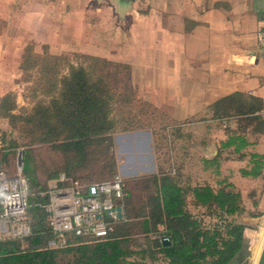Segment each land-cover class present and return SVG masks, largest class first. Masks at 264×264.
Returning a JSON list of instances; mask_svg holds the SVG:
<instances>
[{"label": "crops", "instance_id": "obj_1", "mask_svg": "<svg viewBox=\"0 0 264 264\" xmlns=\"http://www.w3.org/2000/svg\"><path fill=\"white\" fill-rule=\"evenodd\" d=\"M90 3H95L96 21L102 20L93 40ZM104 16L110 19L105 25ZM263 23L264 0H0V100L14 91L17 104L29 101L20 91L27 82L22 67L27 51L42 56L77 50L127 63L138 98L178 128L195 117V180L184 173L182 155L176 160L165 155L163 163L155 161L156 168L143 174L159 167L173 174L178 168L181 185L233 183L242 195L244 210L237 219L245 229L242 247L226 264H256L264 241V124L242 129L239 116H217L213 103L238 92L243 101L256 102L260 108L254 113L264 117V48L257 38ZM8 128L0 112V154L13 148L5 142ZM231 133L239 138L224 144ZM141 134L155 139L149 127L123 135L132 144ZM16 149L18 155L24 148ZM130 155L117 158V164L137 175L144 153Z\"/></svg>", "mask_w": 264, "mask_h": 264}, {"label": "trees", "instance_id": "obj_2", "mask_svg": "<svg viewBox=\"0 0 264 264\" xmlns=\"http://www.w3.org/2000/svg\"><path fill=\"white\" fill-rule=\"evenodd\" d=\"M80 57L74 62L64 55L37 56L27 51L22 67L28 75L31 70L38 71L33 90L39 89L41 95L32 91L36 97L29 107L17 104L14 91L0 100V112L26 138L25 144L46 146L61 156L54 171L41 182L30 173L34 153L23 147L32 232L24 238L0 241V264H144L147 257L158 258L157 254L168 264L229 262L244 239L245 224L237 219L244 210L240 190L229 181L219 187L207 182L181 185L178 168L173 174L159 167L158 172L128 178L126 193L115 198L123 217L112 220L114 228L107 235L69 231L64 246H47L53 233L41 203L48 197L39 194L47 181L61 171L77 178L86 189L89 184L111 179L117 169L113 133L149 127L156 137L153 125L156 114H162L151 102L137 97L129 84L127 63L87 53ZM213 108L217 116H239L242 129L252 122H257V127L264 124V117L254 113L260 106L243 101L238 92L215 101ZM238 138L231 133L223 143ZM16 144H10L13 148L7 161L0 163L7 175H12L9 165L17 155ZM164 236L169 237V243L163 242Z\"/></svg>", "mask_w": 264, "mask_h": 264}, {"label": "built area", "instance_id": "obj_3", "mask_svg": "<svg viewBox=\"0 0 264 264\" xmlns=\"http://www.w3.org/2000/svg\"><path fill=\"white\" fill-rule=\"evenodd\" d=\"M257 38L264 48V23L257 30ZM87 187L61 171L48 188L40 191L39 194L48 197L41 205L53 233L47 246H64L69 231L103 237L113 230L112 220L119 218L116 206L120 205L115 198L126 193L124 178L116 173L109 180ZM28 207L29 185L22 171L7 175L0 169V241L24 238L32 232Z\"/></svg>", "mask_w": 264, "mask_h": 264}, {"label": "rangeland", "instance_id": "obj_4", "mask_svg": "<svg viewBox=\"0 0 264 264\" xmlns=\"http://www.w3.org/2000/svg\"><path fill=\"white\" fill-rule=\"evenodd\" d=\"M137 6L141 7L142 9L144 8V5L140 4V2L139 4H137ZM88 7H89L88 8L89 12H87V20L89 22L88 36L95 37V30H96L97 22L98 21L100 22L102 20L98 19V21H96L99 15H96L94 13L95 8H96L95 3H90ZM109 20L110 19H108L107 16H104L103 18L104 25ZM110 31L111 30L109 29L108 33H110ZM94 37L92 38V40L94 39ZM60 44L61 43H59V45ZM79 52L80 51L76 50L72 52H61L59 54L57 53L56 55L68 56L71 60L76 62L77 60L81 59ZM59 60L61 61L60 63L64 62L62 57L59 58ZM30 72H31L30 75H28L29 72L23 74V79L24 81H27V82L23 83L22 89L20 90L23 95L25 94L29 96V98L27 97L29 101L25 102L24 104H21V102L20 104L18 103L19 105H27L28 107L32 103L31 99L34 100V97H36L32 95V91L35 92V95L36 94L41 95V92L39 89L33 90V87L36 85V82L39 80L37 78L38 71L34 69V70H31ZM156 120H157L156 123L153 125L154 130L156 131V137L154 141L153 140L150 141L149 140L150 138L145 139L144 138L145 135L141 134L143 138L135 139V140L133 139L131 140L132 144H130L128 143V141L124 140L126 136H124L123 134L126 133L127 130L116 131L113 133V141H114L113 142V152H114L116 161H117V158L125 159L126 157L131 156L130 154L131 153L133 154L134 152L142 153V154L144 153L143 157L145 159L139 162L138 170L140 171V173L137 175L131 174L129 170H127L125 167L118 166L117 164V169L114 175L116 173H119L124 178L126 188H128V182H127L128 178L139 176L143 174L145 170H151L153 168H156L154 162L156 161V163L158 164L163 163L165 155H168L169 160H173V159L176 160L178 157L180 158L181 155L184 156L185 166L182 167V169H184V173L193 174L194 180L196 176H198L196 172V166H195V139L197 137V134H196L197 132L195 131V125H196L195 117L181 121L182 122L181 125H183L182 128H178V125H180L179 123H175L174 121L168 119L167 117H164L163 112L162 114L160 113L156 114ZM6 135H7L6 136L7 140L5 142H7V144L9 142L13 143L14 141H16L17 142V144L15 145L16 147L23 146L29 149L30 152L34 153V156L29 161V167L32 168V172L30 173H34L37 179L40 180L41 182L46 180L47 175L50 174L52 171H54L53 170L54 165L61 161V156L59 154L54 153L52 150H50L46 146H41V145L31 146V145L25 144L24 140H26V138L21 136L18 129L11 127V125H10V128L6 130ZM149 136L150 134L148 135V137ZM131 146L134 148L132 149ZM8 152L9 151H5V153H3V159L5 160L8 159V156H9ZM10 161H11L9 165L10 173L15 174L18 171L23 172L22 170L23 165L19 164V162L16 159L15 154L12 160ZM24 176H25V173H24ZM52 179L53 178H50L47 181L46 188H48L49 183L52 181ZM33 189L35 188L32 187V190ZM190 208L193 211H195V208L192 205H190ZM157 257L158 258L154 260H151L150 258L147 257L145 260H143V263L144 264H168L167 259L162 258L160 254H157ZM140 260H141L140 258H137V261H140Z\"/></svg>", "mask_w": 264, "mask_h": 264}, {"label": "water", "instance_id": "obj_5", "mask_svg": "<svg viewBox=\"0 0 264 264\" xmlns=\"http://www.w3.org/2000/svg\"><path fill=\"white\" fill-rule=\"evenodd\" d=\"M123 1H128V0H123ZM23 154H24V149H21L20 152L17 155L18 161L23 162ZM116 210H117L118 217L119 218L123 217V209H122V206L121 205H117L116 206ZM162 240H163L164 243H169L170 242V239H169L168 236H164L162 238ZM256 264H264V241H263L261 250L259 252V255H258Z\"/></svg>", "mask_w": 264, "mask_h": 264}]
</instances>
